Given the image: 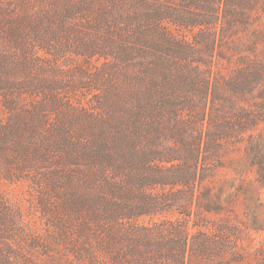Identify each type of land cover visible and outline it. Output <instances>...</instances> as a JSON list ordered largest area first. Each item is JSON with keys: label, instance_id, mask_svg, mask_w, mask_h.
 Masks as SVG:
<instances>
[{"label": "trees", "instance_id": "obj_1", "mask_svg": "<svg viewBox=\"0 0 264 264\" xmlns=\"http://www.w3.org/2000/svg\"><path fill=\"white\" fill-rule=\"evenodd\" d=\"M263 192L264 0H0V264H264Z\"/></svg>", "mask_w": 264, "mask_h": 264}, {"label": "rangeland", "instance_id": "obj_2", "mask_svg": "<svg viewBox=\"0 0 264 264\" xmlns=\"http://www.w3.org/2000/svg\"><path fill=\"white\" fill-rule=\"evenodd\" d=\"M251 176H254V174H252ZM8 189H10V193L13 194L14 198L16 200H19L23 203L25 208H28L29 202L28 199H30L29 194L27 193V188L24 187L23 185H19L17 187H7ZM263 198H264V192L262 194ZM159 216L155 217L158 218ZM152 220L151 217L149 216H142L139 218V221L142 223H149ZM256 239L257 242H260L263 240V234L262 233H257L256 234Z\"/></svg>", "mask_w": 264, "mask_h": 264}]
</instances>
